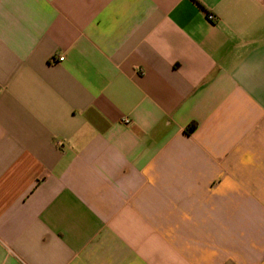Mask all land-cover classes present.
Returning <instances> with one entry per match:
<instances>
[{
	"label": "crops",
	"instance_id": "crops-1",
	"mask_svg": "<svg viewBox=\"0 0 264 264\" xmlns=\"http://www.w3.org/2000/svg\"><path fill=\"white\" fill-rule=\"evenodd\" d=\"M0 264H264V0H0Z\"/></svg>",
	"mask_w": 264,
	"mask_h": 264
},
{
	"label": "built area",
	"instance_id": "built-area-1",
	"mask_svg": "<svg viewBox=\"0 0 264 264\" xmlns=\"http://www.w3.org/2000/svg\"><path fill=\"white\" fill-rule=\"evenodd\" d=\"M208 18H209V20H211V21H214V20H215V16H214L213 14H209V15H208ZM60 60H63V58H60ZM126 123L128 124L129 121H126Z\"/></svg>",
	"mask_w": 264,
	"mask_h": 264
},
{
	"label": "trees",
	"instance_id": "trees-1",
	"mask_svg": "<svg viewBox=\"0 0 264 264\" xmlns=\"http://www.w3.org/2000/svg\"><path fill=\"white\" fill-rule=\"evenodd\" d=\"M189 131H190V129H189Z\"/></svg>",
	"mask_w": 264,
	"mask_h": 264
}]
</instances>
